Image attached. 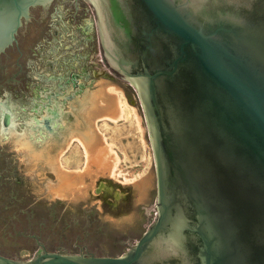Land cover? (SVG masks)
Wrapping results in <instances>:
<instances>
[{"label":"water","instance_id":"95a60500","mask_svg":"<svg viewBox=\"0 0 264 264\" xmlns=\"http://www.w3.org/2000/svg\"><path fill=\"white\" fill-rule=\"evenodd\" d=\"M50 1L0 0V54L16 40L31 7ZM94 2L101 17L100 0ZM115 2L133 9L132 45L143 58L140 71L119 60V72L144 105L158 215L148 230L114 226L103 223L100 204L48 201L13 184L0 194V252L7 255L0 254V264H264V17L221 13L200 22L174 0ZM220 2L240 14H264V4ZM141 21L150 27L146 44ZM40 36L29 38L25 65L36 60ZM102 36L107 52L106 28ZM4 62L0 92L23 85L12 80L23 77L14 59ZM0 116L6 130L12 113L2 100ZM1 156L0 176L9 167L17 174L10 142L0 141ZM36 235V242L30 239ZM26 245L30 257L20 249Z\"/></svg>","mask_w":264,"mask_h":264},{"label":"flooded vegetation","instance_id":"af4514ba","mask_svg":"<svg viewBox=\"0 0 264 264\" xmlns=\"http://www.w3.org/2000/svg\"><path fill=\"white\" fill-rule=\"evenodd\" d=\"M174 1L177 4H183L185 9L200 22L217 18L221 13L233 14L238 20H245L246 16L255 20L264 17V14L259 13L240 14L237 7L226 6L220 0ZM245 1V6H248L249 2L252 7H263L264 4V0ZM100 7L101 17L94 0H51L47 4H37L31 7L29 17L23 19L16 33V40L0 54V59L5 61L4 65L11 64L14 59L12 64L19 69V72L21 71V75L26 73L27 77L24 75L18 77L19 74H16L17 76L12 79L15 83L21 84L26 77V80H30L33 85L32 94L28 96L19 97L7 94L6 98L2 100L7 111L12 113L11 125L7 126L9 131H6L7 135H5L7 137L3 132L0 133L2 138L8 139L11 133H15V137L18 139L33 140L31 147L36 150V146H42L43 142L51 137L53 141L48 143V147H58L64 142L73 117L65 108L66 102L74 98L78 100L77 96L85 91L89 81L98 76L107 75L110 78L120 76L119 60L130 64L132 71L143 69V58L136 54L140 49L132 45L135 40L137 41L135 38L137 33L133 34L132 32V29L136 27V24L133 25L131 22L134 15L133 9L122 8L119 2L116 5L115 0H100ZM34 10H36V14L33 13ZM104 28L110 37L108 39L109 51L107 52L102 36ZM137 28L146 44V34L150 31V27L147 22L141 21ZM33 32L41 33V38L36 41L34 46L36 60L34 57L25 65L21 59L25 55L24 48ZM90 47H94V56L87 52ZM101 64L106 66L111 74L99 70L98 66ZM90 66H95V68L90 70ZM28 70H32V73L27 74ZM68 115L69 121H66L64 117ZM47 123L52 131L48 129ZM2 124L0 116V131L5 127ZM23 126H26L27 130L16 133L17 128ZM30 132L33 135L32 138ZM36 137H40V139L36 140ZM27 155H29L28 152ZM0 159L2 160L3 157L1 156ZM9 169L0 176L2 178L0 194L4 187H11L13 184L17 187L22 185L19 175L14 173V177H12ZM103 190L110 193L109 185L101 181L96 188L97 195L102 194ZM117 191L120 190L116 189ZM113 195L116 198L120 197V193H113ZM61 200L57 197V201ZM109 201L112 204L115 203L112 199ZM33 238L36 242L37 235ZM39 252L40 250L37 251V254ZM0 254L6 255L2 252Z\"/></svg>","mask_w":264,"mask_h":264},{"label":"rangeland","instance_id":"374dc122","mask_svg":"<svg viewBox=\"0 0 264 264\" xmlns=\"http://www.w3.org/2000/svg\"><path fill=\"white\" fill-rule=\"evenodd\" d=\"M93 51L94 47H90L89 51L87 50V52L94 56ZM93 67L95 68V66H90V70ZM98 67L99 70L111 74L106 66L101 64ZM28 73H32V70ZM23 75L27 77L26 73ZM26 77L23 79V85L9 86L1 91L0 100H4L7 94L18 95L19 97L32 94V82L26 80ZM112 85H116L120 89L118 88L114 90L116 92H113L110 90V86ZM98 89L105 90L108 96L114 97L122 103L123 112L120 119L116 121L107 118L96 119L98 137L101 138V135H104L105 140L111 145L115 154L116 177L109 176L108 173L96 175L98 178L87 177V192L84 194L79 193L77 196L64 200L70 205L86 207H94L100 204L103 223L114 221V226L146 227L148 230L158 215L156 160L143 102L138 90L127 77L123 75L111 78L107 77V75L98 76L96 79L89 81L85 91L81 95H78V100L74 98L66 102L65 108L73 117L71 127L62 144L66 143L70 133L79 132L78 130L81 128L82 130L85 129L83 126L86 125L87 119L84 117V112L82 111V99L90 97ZM76 117H78V120H76ZM64 119L69 121V115L64 117ZM24 130H27L26 126L17 128L16 133ZM15 136V133H11L8 139H4L1 136L0 141L6 146L7 141L11 144L16 172L22 181L20 188L27 195L48 201H57V197L51 196L48 191L50 189L49 186L53 185L57 180V175L55 170H53L52 164L45 160L44 156L27 155L28 151L22 150L21 146L24 139L22 137L23 140L18 139ZM50 141H53V139L48 137L42 146H36V150L47 152V149H51V153H56L57 151L53 150H57V146L53 148L48 147ZM32 142L33 140H28V145L32 146ZM60 158L66 168L71 170L80 169L83 165V153L78 141H72L69 148L63 155H60ZM146 177L149 179L148 184L145 187H141L140 182ZM101 181L109 185L110 193L103 190L102 194L97 195L96 187ZM116 189L120 191L116 192ZM113 193H120V197L116 198ZM109 199L115 201L116 204H112ZM20 249L30 257V245L20 247Z\"/></svg>","mask_w":264,"mask_h":264},{"label":"bare ground","instance_id":"6f19581e","mask_svg":"<svg viewBox=\"0 0 264 264\" xmlns=\"http://www.w3.org/2000/svg\"><path fill=\"white\" fill-rule=\"evenodd\" d=\"M110 87H111L110 90H112L113 92H116L114 90H117L119 88L116 85H112ZM82 101H83V110L82 109L81 110L84 112L83 113L84 117L87 119L86 125L84 126L82 125L85 129L83 128L84 130H82L81 128L80 130H78L79 132L70 133L66 143L59 144L57 150L55 149L53 150V151H57L56 153L54 152L51 153V149L49 150L47 148H46L47 152H44L43 150L38 151V149L35 150L30 145H28V140L26 138H23L24 141L23 144L21 145L22 148L24 150H27L29 155L34 154L36 155V157L44 156L45 160L50 162L53 166V170H55V173L57 175V180L53 185L49 186L50 189L48 190L51 196L68 199L69 197L77 196V194L79 193L81 194L86 193L88 190L87 189L88 186L86 185L87 177L96 178L97 177L96 175L102 173L103 174L108 173L109 176L116 177L115 154L113 152L111 145L105 140L104 135L103 136L101 135V138L98 137L97 134L98 132L96 129L97 126L96 119L107 118L112 121H116L120 119L122 117V112H123L122 103L120 101H117L116 98L108 96L105 90L102 89L96 90L91 94L90 97L88 96V98H83ZM4 131L5 132L9 131V129L1 130L0 133L2 134ZM74 140L78 141V143L82 147V153H83V165L78 170H71L66 168L60 158V155H63V153L69 148L72 141ZM40 152L41 154H39ZM148 180L149 179L147 177L142 179L140 182V186L145 187L148 184ZM131 182L133 183V181Z\"/></svg>","mask_w":264,"mask_h":264},{"label":"trees","instance_id":"16d2710c","mask_svg":"<svg viewBox=\"0 0 264 264\" xmlns=\"http://www.w3.org/2000/svg\"><path fill=\"white\" fill-rule=\"evenodd\" d=\"M27 236H29V235H27ZM30 239H32V240H34V241H35V238H33V237H31Z\"/></svg>","mask_w":264,"mask_h":264}]
</instances>
